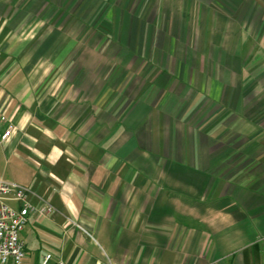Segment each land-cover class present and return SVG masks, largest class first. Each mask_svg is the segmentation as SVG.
<instances>
[{
	"label": "crops",
	"instance_id": "1",
	"mask_svg": "<svg viewBox=\"0 0 264 264\" xmlns=\"http://www.w3.org/2000/svg\"><path fill=\"white\" fill-rule=\"evenodd\" d=\"M8 127L26 264H264V0H0Z\"/></svg>",
	"mask_w": 264,
	"mask_h": 264
},
{
	"label": "built area",
	"instance_id": "2",
	"mask_svg": "<svg viewBox=\"0 0 264 264\" xmlns=\"http://www.w3.org/2000/svg\"><path fill=\"white\" fill-rule=\"evenodd\" d=\"M8 127L1 135L0 142L7 141L12 134ZM28 189L9 181L0 180V264H26L25 244L22 232L28 222V216L36 213L47 216L51 213L50 206L34 208L28 199ZM15 202L17 208L9 203ZM78 229L90 236L80 225L73 223ZM39 264H67L60 257L46 252Z\"/></svg>",
	"mask_w": 264,
	"mask_h": 264
}]
</instances>
